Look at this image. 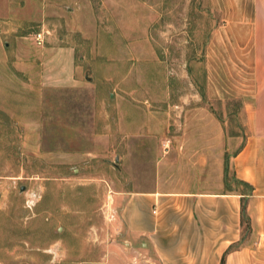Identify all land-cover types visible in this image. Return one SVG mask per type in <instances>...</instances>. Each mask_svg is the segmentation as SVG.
Here are the masks:
<instances>
[{
	"label": "rangeland",
	"instance_id": "374dc122",
	"mask_svg": "<svg viewBox=\"0 0 264 264\" xmlns=\"http://www.w3.org/2000/svg\"><path fill=\"white\" fill-rule=\"evenodd\" d=\"M39 7L32 0L31 21L17 37L0 32V264H160L121 225L119 193L132 188L136 160L121 125L128 120L134 145L135 120L208 103L227 134L242 138L253 59L232 38L248 33L251 4ZM37 32L42 47L33 42ZM17 50L27 60L13 56Z\"/></svg>",
	"mask_w": 264,
	"mask_h": 264
},
{
	"label": "crops",
	"instance_id": "0c3cea01",
	"mask_svg": "<svg viewBox=\"0 0 264 264\" xmlns=\"http://www.w3.org/2000/svg\"><path fill=\"white\" fill-rule=\"evenodd\" d=\"M248 1V33L232 38L253 59L242 138L227 134V121L208 113V103L135 120L134 145L128 120L121 125L125 151L136 155L132 188L119 193L121 225L160 264H264V0ZM39 2L41 11L51 0ZM31 6L32 0H0L1 35L17 37L31 21ZM23 53L13 56L27 60ZM243 202L248 227L241 223Z\"/></svg>",
	"mask_w": 264,
	"mask_h": 264
},
{
	"label": "built area",
	"instance_id": "2783aa9c",
	"mask_svg": "<svg viewBox=\"0 0 264 264\" xmlns=\"http://www.w3.org/2000/svg\"><path fill=\"white\" fill-rule=\"evenodd\" d=\"M44 34L42 32H37L33 34V42L36 46L42 47L44 44Z\"/></svg>",
	"mask_w": 264,
	"mask_h": 264
},
{
	"label": "trees",
	"instance_id": "16d2710c",
	"mask_svg": "<svg viewBox=\"0 0 264 264\" xmlns=\"http://www.w3.org/2000/svg\"><path fill=\"white\" fill-rule=\"evenodd\" d=\"M246 223V226L248 227V221L246 218V213H245V205L244 202L241 204V223ZM230 250V249H229ZM221 264H224V260L222 259Z\"/></svg>",
	"mask_w": 264,
	"mask_h": 264
}]
</instances>
